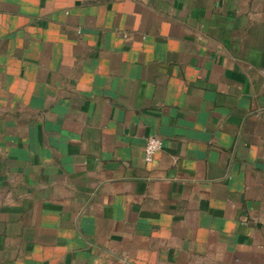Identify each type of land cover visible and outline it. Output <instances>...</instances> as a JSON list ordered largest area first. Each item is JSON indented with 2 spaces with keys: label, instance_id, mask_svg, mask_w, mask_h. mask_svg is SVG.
Here are the masks:
<instances>
[{
  "label": "crops",
  "instance_id": "crops-1",
  "mask_svg": "<svg viewBox=\"0 0 264 264\" xmlns=\"http://www.w3.org/2000/svg\"><path fill=\"white\" fill-rule=\"evenodd\" d=\"M0 264H264V0H0Z\"/></svg>",
  "mask_w": 264,
  "mask_h": 264
},
{
  "label": "built area",
  "instance_id": "built-area-1",
  "mask_svg": "<svg viewBox=\"0 0 264 264\" xmlns=\"http://www.w3.org/2000/svg\"><path fill=\"white\" fill-rule=\"evenodd\" d=\"M163 148V142L157 137H149L145 144L144 159L146 162H152L157 153Z\"/></svg>",
  "mask_w": 264,
  "mask_h": 264
}]
</instances>
